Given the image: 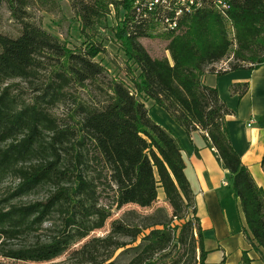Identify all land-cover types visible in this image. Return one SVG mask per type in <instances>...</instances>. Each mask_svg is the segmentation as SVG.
<instances>
[{
    "label": "trees",
    "instance_id": "obj_1",
    "mask_svg": "<svg viewBox=\"0 0 264 264\" xmlns=\"http://www.w3.org/2000/svg\"><path fill=\"white\" fill-rule=\"evenodd\" d=\"M68 1L83 37L102 28L110 8L121 9L116 39L138 74L130 77L131 88L105 81L94 61L99 47L88 42L72 50L44 31L33 12H53L52 0H0L19 26L14 37L0 33V187L14 183L0 199V258L7 264H52L62 257L72 264H206L181 145L150 118V103L187 135L205 136L231 179L246 225L242 235L264 262V190L232 148L225 118L233 111L202 81L205 74L264 65V0H235L225 16L212 9L185 14L168 32L132 23L131 0ZM153 34L167 41L169 58H152L140 44ZM228 60L227 70L214 72ZM14 81L33 83L31 100L15 93ZM70 88L92 89L95 99L78 103L76 121L62 124L52 109L70 97ZM246 90L247 83L231 87L238 98ZM101 185L111 193L107 208L99 203ZM39 189L48 190L42 200L14 202ZM159 190L170 213L128 210L104 237L89 238L104 228L112 208L150 209ZM47 222L49 236L28 241ZM249 262L243 252L240 264Z\"/></svg>",
    "mask_w": 264,
    "mask_h": 264
},
{
    "label": "crops",
    "instance_id": "obj_2",
    "mask_svg": "<svg viewBox=\"0 0 264 264\" xmlns=\"http://www.w3.org/2000/svg\"><path fill=\"white\" fill-rule=\"evenodd\" d=\"M234 73L239 75L227 83V99L222 101L234 113L225 118V126L232 148L239 154L241 163L248 169L255 183L264 190V172L260 168L264 155V125L259 124V120L264 118V65L253 71L243 69L220 76L205 74L202 81L206 85V79L210 77L212 84L206 86L215 88L214 80L217 83ZM243 83H247V90L244 96L238 98L231 93V87ZM149 116L171 132L181 145L184 175L194 195L203 248L207 252L205 263L220 264L224 261V264H240L242 253L245 252L249 264H264L242 235L246 225L239 202L232 192L231 179L221 167L215 150L209 146L205 136L201 132L187 135L158 107L150 106ZM238 125H242V132ZM159 197L163 198L160 190Z\"/></svg>",
    "mask_w": 264,
    "mask_h": 264
},
{
    "label": "rangeland",
    "instance_id": "obj_3",
    "mask_svg": "<svg viewBox=\"0 0 264 264\" xmlns=\"http://www.w3.org/2000/svg\"><path fill=\"white\" fill-rule=\"evenodd\" d=\"M117 1V0H115ZM54 3V11L53 12H41L38 10H34V18L33 21L38 24L44 31L49 34L57 37L60 41H63L69 49H84L86 44L94 43L97 47L100 48V53L94 59V61L99 64L104 69L105 81L116 79L123 83H125L128 87H132L130 83V77L136 76L138 71L136 66L132 64V62L127 61L124 53L122 52L119 42L117 41L116 31L117 26L121 19H123V13L121 9L115 10L114 8H110L109 15L105 19L104 23H102V28L99 29L96 33H89L87 37H83L80 33L79 22L74 17V13L70 7V3L68 0H52ZM19 31V26L11 20L8 11L5 6L0 7V33L14 37L17 35ZM227 31L229 33V37L232 38V31L227 26ZM86 41V42H85ZM140 44L144 47L147 53L152 58H169L168 52H166L167 41L161 38L160 36H156L153 34L151 37L143 38L139 40ZM222 61L218 64H215L214 72H222L223 70H227L229 68V62ZM239 74L234 73L230 76H227L225 79L218 80L216 83L214 80V86L218 91V95L221 101H225L226 97V86L227 83L233 78L238 77ZM206 85H211L212 80L209 78L206 79ZM16 84V92L17 95L23 101L31 100L34 95V85L33 83L14 81ZM91 89V88H90ZM92 90V89H91ZM86 91L83 89H69L70 97L66 99L64 103L57 104L52 109V115L62 124H71V121H76L73 117V110L77 106L78 103H91L90 101L94 98L95 95L92 91ZM73 103H75L73 105ZM146 107L149 109L151 104L146 103ZM259 124L264 125V118L259 120ZM256 125H254L255 127ZM233 126H231V130ZM240 132H242V125H238ZM14 183L11 180H7L0 187V199L7 193L9 188H12ZM99 191L101 193L100 196V206L109 207L110 196L111 193L107 190L105 185L99 186ZM48 193L47 189H39L36 192L30 194L27 197L16 199L15 203H29L37 200H42ZM162 207L166 209L170 213V209L168 205L164 201V197L157 198V201L153 204L150 209L140 210L133 206L124 207L122 210L117 211L114 208L111 210V218L106 222L104 228L101 231H97L92 233L89 238L92 237H104V235L109 230V225L112 220L118 219L121 217L122 213L128 210H136L139 213L148 214L152 212L154 209ZM53 222V219L50 220ZM50 222L45 223L42 228L35 234L31 235L28 239L30 242H34L36 240H44L49 236L50 230L49 225ZM17 243H12V245ZM82 243L75 245L74 248L81 245ZM0 263L7 264V261H3L0 258ZM72 264L70 261L65 260V257H62L52 264ZM51 264V263H50Z\"/></svg>",
    "mask_w": 264,
    "mask_h": 264
},
{
    "label": "built area",
    "instance_id": "obj_4",
    "mask_svg": "<svg viewBox=\"0 0 264 264\" xmlns=\"http://www.w3.org/2000/svg\"><path fill=\"white\" fill-rule=\"evenodd\" d=\"M235 0H131L132 23L162 27L174 31L184 17H178V8H186V16L212 9L225 16ZM195 2H202V10H195Z\"/></svg>",
    "mask_w": 264,
    "mask_h": 264
},
{
    "label": "bare ground",
    "instance_id": "obj_5",
    "mask_svg": "<svg viewBox=\"0 0 264 264\" xmlns=\"http://www.w3.org/2000/svg\"><path fill=\"white\" fill-rule=\"evenodd\" d=\"M195 10H202V2H195ZM186 14V8H178V17Z\"/></svg>",
    "mask_w": 264,
    "mask_h": 264
}]
</instances>
